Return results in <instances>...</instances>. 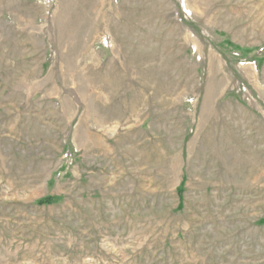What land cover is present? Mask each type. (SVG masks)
I'll return each instance as SVG.
<instances>
[{"label":"rangeland","instance_id":"rangeland-1","mask_svg":"<svg viewBox=\"0 0 264 264\" xmlns=\"http://www.w3.org/2000/svg\"><path fill=\"white\" fill-rule=\"evenodd\" d=\"M0 264H264V0H0Z\"/></svg>","mask_w":264,"mask_h":264},{"label":"trees","instance_id":"trees-1","mask_svg":"<svg viewBox=\"0 0 264 264\" xmlns=\"http://www.w3.org/2000/svg\"><path fill=\"white\" fill-rule=\"evenodd\" d=\"M52 201L53 200L49 198V199H45V200L40 201L39 204H50V203H52Z\"/></svg>","mask_w":264,"mask_h":264}]
</instances>
